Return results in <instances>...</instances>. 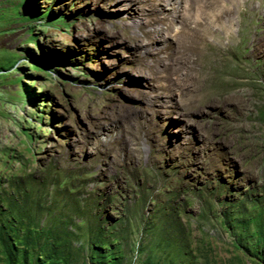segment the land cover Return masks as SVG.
Here are the masks:
<instances>
[{
    "label": "rangeland",
    "instance_id": "rangeland-1",
    "mask_svg": "<svg viewBox=\"0 0 264 264\" xmlns=\"http://www.w3.org/2000/svg\"><path fill=\"white\" fill-rule=\"evenodd\" d=\"M210 1L0 0V264H264V0Z\"/></svg>",
    "mask_w": 264,
    "mask_h": 264
},
{
    "label": "bare ground",
    "instance_id": "bare-ground-1",
    "mask_svg": "<svg viewBox=\"0 0 264 264\" xmlns=\"http://www.w3.org/2000/svg\"><path fill=\"white\" fill-rule=\"evenodd\" d=\"M198 1V4H197V7H198V10H199V13H202V15H204L205 13L207 14V9L209 8V9H213V7H215V6H213V3H212V1H210V0H197ZM197 10V11H198ZM206 11V12H205ZM212 11V10H211ZM208 12H210V11H208ZM211 14V13H210ZM196 18V17H195ZM207 18H208V16H207ZM209 18H210V20H211V22H212V24L214 23V17L213 16H210L209 15ZM199 19V18H198ZM202 20V19H201ZM197 21V20H196ZM216 21V20H215ZM199 23V22H198ZM202 24V23H201ZM198 25V24H197ZM202 25H204V23L202 24ZM209 25H210V23H209ZM199 26V25H198ZM213 26V25H212ZM200 27V26H199ZM214 28V27H213ZM211 30V29H210ZM210 34V33H209Z\"/></svg>",
    "mask_w": 264,
    "mask_h": 264
}]
</instances>
